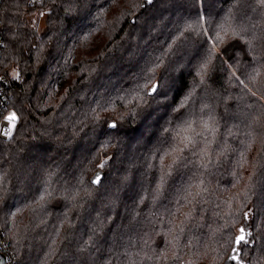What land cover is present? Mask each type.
<instances>
[{
    "label": "trees",
    "instance_id": "obj_1",
    "mask_svg": "<svg viewBox=\"0 0 264 264\" xmlns=\"http://www.w3.org/2000/svg\"><path fill=\"white\" fill-rule=\"evenodd\" d=\"M68 6L57 0L52 16L38 20L33 36L30 25L38 6L28 0L0 1V18L6 21L1 33L20 35L18 43L0 48V75L14 86L7 109L19 117L14 142L0 146V234L14 264H129L124 255L129 237L137 264H157L163 242L181 226L180 244L191 245L180 249L179 264H232L227 261L230 239L249 209L256 215V244L243 259L264 264V90L257 91L264 83V7L256 0L204 4L209 32L222 37L213 51L236 45L242 53L234 68L238 76L258 68L256 84L245 81L257 91L252 97L218 65L209 64L206 76L196 74L192 52L203 40L194 23L186 31L191 33L182 50L187 55L155 60L177 21L195 19L185 0H87L65 19ZM244 41L251 42L259 63L245 53ZM14 70L21 72V82L12 81ZM161 77L165 90L174 84L167 106L145 95ZM188 93L194 95L186 107L173 113ZM203 103L218 122L204 157L186 151L193 162L187 167L174 163L175 154L161 161L157 149H168L161 127L169 120L174 124L181 113L193 121L208 120ZM149 111L152 115L144 119ZM112 121L118 130L107 128ZM99 172L103 179L95 186L90 181ZM193 173L192 183L206 191L184 199ZM145 254L154 259L143 260ZM164 254L173 264L171 244Z\"/></svg>",
    "mask_w": 264,
    "mask_h": 264
},
{
    "label": "snow or ice",
    "instance_id": "obj_2",
    "mask_svg": "<svg viewBox=\"0 0 264 264\" xmlns=\"http://www.w3.org/2000/svg\"><path fill=\"white\" fill-rule=\"evenodd\" d=\"M82 2L86 3L87 0H61L62 5H69L68 7L64 8V11L66 13L65 19H67L68 15L72 13L73 7L81 4ZM49 3H51L54 7L49 8ZM147 3L152 4L153 0H147ZM185 3L187 7L195 10V19H182V21H177L175 32L172 34L170 41L165 42V46L162 52L160 53V55H157L155 57V60L157 62H160L163 56H175L178 52L181 53L182 56L187 55V52L182 50L187 49L188 41L191 39V33L186 34V31L188 28H191L194 23L195 28L198 29V31L196 32L197 36H199L200 39L203 40V45L209 46L207 48H204V51L201 52V48L203 47V45H199L192 52V59L197 60L196 74L198 76H206L208 75L209 64H212L213 67H216L218 65L217 70L222 75H224L230 81L235 79V81L242 86V89H247V92L250 93L252 97H256L257 91L264 90V83H260L257 91H253L252 88L248 87V84L245 81H250L255 85L257 76L259 75L258 68H254L253 72L251 73H241V76L244 77L243 79H241V76H238L236 74V71L234 70V68L239 67L240 57L242 55L241 51L238 50L236 45L229 44L220 48L218 51H213V49H216L217 44L221 43L222 37L219 35V32H209L210 21L205 13V0H185ZM240 3L241 0H233L234 5ZM256 3L259 6L264 7V0H256ZM29 4L34 7L38 6L36 7V10L34 12V16L36 18L31 21V32H29V35L34 36L36 29L39 27L38 20L40 18L52 16L57 4V0H29ZM231 11L232 9L229 8L228 13L231 14ZM5 23L6 21L0 18V27H3ZM220 27L223 28V25H220ZM234 35H236L235 32ZM19 38V33H14L12 36L8 37H5L3 33H0V48H4L5 46L9 45L13 40L18 43ZM253 38L255 39V37ZM244 43L246 45L244 50L245 53L251 56V59L253 61L259 63L258 58L255 55H252L254 48L252 47L251 42L244 41ZM173 45H175V48H173ZM149 67H151V65H149ZM11 79L13 82H21V72L14 70V74H12ZM163 80L164 77H161L159 81L153 83L151 89L147 91L145 95L148 97H152L153 101L159 103L161 106H167L169 102V93L173 91L174 84L167 86V89L165 90ZM201 83H204V81L201 80ZM6 84L10 90L11 85L8 84L4 76H0V97H3L4 95V88ZM141 87V85H137V88ZM193 95L194 93H188L180 104L172 108V112L179 113L181 108L186 107L187 101ZM140 99L143 101V97H140ZM143 103L145 106H147V101H143ZM206 109L208 110V112L206 113L208 115V120L193 121L189 118H186L185 115L181 113L176 117V122L174 124L171 120H169L164 126L161 127L160 134L164 138L162 143L168 145L167 151L162 147L157 149V151L161 153V161L163 160L164 155L175 154L174 163L183 164L185 167H187L189 163L193 162L191 161L189 156L184 155L186 151L192 156H197L198 158L204 157L208 147L212 143V141L209 140V136H212L214 138L215 133L218 130V122L215 120V116L213 114L211 106L207 103H203L201 106V112H205ZM5 112H7V115H4ZM225 112H227V109L225 110ZM151 115L152 112L149 111L144 115L143 118L148 119ZM0 116H3V120L6 122L3 127H0V137L4 138L0 139V146L6 143L11 144L15 139L14 131L16 130L19 117L15 110L8 111V109L4 108L3 106H0ZM194 124L201 130L197 131L196 128L193 127ZM169 125L172 126L170 127ZM107 128L118 130V125L116 122L107 123ZM225 128L229 135L233 134L231 128H229L227 125H225ZM107 162V159L102 161L98 165V167L101 169L104 168ZM206 166L207 165H201V167ZM168 175H171V172H169ZM102 179V174L97 173L95 177L90 181V183L99 185L102 182ZM178 179L182 178L178 177ZM195 179V173H193L191 178L189 179L188 188L184 189V191L186 192L184 199H188L189 197L195 199L196 197L200 196L203 191H206V188H200L199 184L192 183V181ZM2 182L3 177L0 176V189L3 188ZM200 183L202 184L203 181H201ZM161 186L162 185H158V188H160ZM192 187H196L198 191L193 193L192 191H190ZM2 199L3 197L0 196V200ZM39 199L44 200V195L42 194ZM138 202H143V197H141ZM132 219L134 220V217ZM255 220L256 215L252 209L243 212V222L238 228V234L230 239V243L233 246L231 248V254L227 256V261L232 262V264H246L245 260L243 259V256L247 255V252L245 250L249 248L254 249V246L256 244V237L253 235L252 230V224ZM102 223L103 222H100L97 227H101ZM129 223H132V220H130ZM183 231L184 229L181 226L179 228V231L175 233L171 241L165 239L161 252L155 256L157 264H159L160 261H163L164 264H167L168 257L164 253L168 250L169 244L172 245L175 253L172 256L171 260L173 264H179V262L182 260L180 249L182 247L191 245V241H188L187 245L180 244V236ZM170 232H172V228L168 229V232L165 233V237H167ZM92 235H95V228L93 229ZM18 243L19 241H16L11 246L13 248H16ZM92 243H94V241H92ZM145 244H147V241H145ZM87 246L88 244L85 243V245L81 248V251L86 250ZM132 247L133 242L131 237H129L128 246L125 249L124 255L129 258V264H137V260L132 259L133 253L129 250ZM135 256L140 257V252H136ZM142 259L152 261L154 257L152 255L145 254ZM0 264H5L3 256H0ZM189 264H191V262H189ZM247 264H252L251 260L247 261Z\"/></svg>",
    "mask_w": 264,
    "mask_h": 264
},
{
    "label": "built area",
    "instance_id": "obj_3",
    "mask_svg": "<svg viewBox=\"0 0 264 264\" xmlns=\"http://www.w3.org/2000/svg\"><path fill=\"white\" fill-rule=\"evenodd\" d=\"M28 4H29V0H28ZM30 6H32V5H30ZM0 33H1V27H0ZM0 76H3V75H0ZM5 80L8 82V84L11 85V88L9 90L7 84L5 85L4 95H3V97H0V106H3L4 108H9L10 107L9 102H10V99L13 95V87L14 86H13V83H11L7 77H5ZM4 115H7V112H5ZM5 123L6 122L3 120V116H0V127H3L5 125ZM0 139H4V138L0 137ZM0 245H2V246H0V251L6 257L7 263L8 264H14L9 243L1 234H0Z\"/></svg>",
    "mask_w": 264,
    "mask_h": 264
},
{
    "label": "water",
    "instance_id": "obj_4",
    "mask_svg": "<svg viewBox=\"0 0 264 264\" xmlns=\"http://www.w3.org/2000/svg\"><path fill=\"white\" fill-rule=\"evenodd\" d=\"M151 89V88H150ZM112 122H114V121H112ZM111 123V122H110ZM110 130H113V129H110ZM99 173H101V172H99ZM102 174V177H103V173H101ZM100 185V184H99ZM99 185H95V186H99ZM0 256H3L4 257V262H5V264H8L7 263V260H6V257L1 253V251H0Z\"/></svg>",
    "mask_w": 264,
    "mask_h": 264
}]
</instances>
